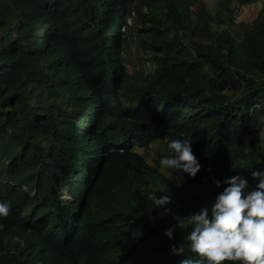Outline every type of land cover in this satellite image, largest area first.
I'll list each match as a JSON object with an SVG mask.
<instances>
[{
	"label": "trees",
	"instance_id": "1",
	"mask_svg": "<svg viewBox=\"0 0 264 264\" xmlns=\"http://www.w3.org/2000/svg\"><path fill=\"white\" fill-rule=\"evenodd\" d=\"M135 19L151 71L131 77ZM263 131L264 0H0V264H180L213 178L260 182ZM173 139L195 177L161 171Z\"/></svg>",
	"mask_w": 264,
	"mask_h": 264
},
{
	"label": "clouds",
	"instance_id": "2",
	"mask_svg": "<svg viewBox=\"0 0 264 264\" xmlns=\"http://www.w3.org/2000/svg\"><path fill=\"white\" fill-rule=\"evenodd\" d=\"M167 146L174 155L160 160L161 171L173 169L191 177L201 171L189 139H173ZM252 178L260 180L253 190L242 176L222 182L213 178L217 188L226 187L216 196L211 212L204 207L183 219L191 227L185 241L194 255L185 257V243L173 246V254L185 257L180 264H264V173L254 171ZM160 191H166L165 187ZM149 199L160 209L171 202L168 195L158 197L157 193ZM9 213V204L0 202V217ZM174 232L175 228H169L165 235L172 239Z\"/></svg>",
	"mask_w": 264,
	"mask_h": 264
},
{
	"label": "rangeland",
	"instance_id": "3",
	"mask_svg": "<svg viewBox=\"0 0 264 264\" xmlns=\"http://www.w3.org/2000/svg\"><path fill=\"white\" fill-rule=\"evenodd\" d=\"M216 0H207L210 7H213V4ZM262 8L261 2H255L252 5L245 6L242 9L236 11L237 16V22L241 23H252L258 16L260 10ZM145 13H147V9L144 10ZM135 23L131 27V31L128 32L129 37V43L124 48V57L126 59V69L129 75L132 77L135 75L136 72H145L149 73L151 71V68L148 66V64L144 60V50L141 47V44L139 42L137 29L143 27L142 23L139 21H134ZM132 23V19L128 20V24ZM143 34V33H142ZM262 136L264 137V131L262 133ZM138 151L142 154H145L144 150L142 148H138ZM149 160V155L146 156ZM249 190L250 187H249Z\"/></svg>",
	"mask_w": 264,
	"mask_h": 264
}]
</instances>
